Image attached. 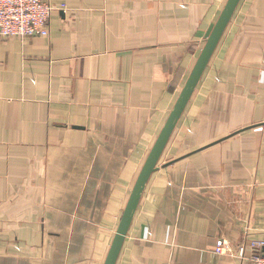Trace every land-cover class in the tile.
Listing matches in <instances>:
<instances>
[{"label":"crops","instance_id":"obj_1","mask_svg":"<svg viewBox=\"0 0 264 264\" xmlns=\"http://www.w3.org/2000/svg\"><path fill=\"white\" fill-rule=\"evenodd\" d=\"M43 1L47 37L0 38V264H104L227 0ZM156 167L115 264H251L264 0L239 1Z\"/></svg>","mask_w":264,"mask_h":264},{"label":"water","instance_id":"obj_2","mask_svg":"<svg viewBox=\"0 0 264 264\" xmlns=\"http://www.w3.org/2000/svg\"><path fill=\"white\" fill-rule=\"evenodd\" d=\"M240 0H227L222 12L220 13L211 33L205 41L188 79L186 80L180 95L178 96L168 119L160 131L150 153L139 173L131 195L128 199L123 215L119 222L116 234L112 241L110 250L104 264H115L130 222L138 205L141 193L150 175L157 169V162L170 138L175 125L188 104L203 72L206 68L226 26L228 25L235 8Z\"/></svg>","mask_w":264,"mask_h":264},{"label":"built area","instance_id":"obj_3","mask_svg":"<svg viewBox=\"0 0 264 264\" xmlns=\"http://www.w3.org/2000/svg\"><path fill=\"white\" fill-rule=\"evenodd\" d=\"M55 8L43 0H0V38L47 37L51 13ZM246 245H241L237 257L243 259ZM251 264H264V243L249 245ZM225 242L217 247L218 254H231Z\"/></svg>","mask_w":264,"mask_h":264}]
</instances>
